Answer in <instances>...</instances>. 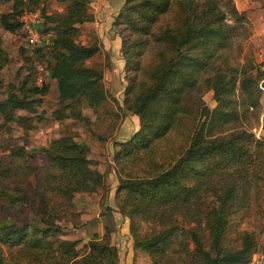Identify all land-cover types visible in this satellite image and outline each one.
<instances>
[{
	"label": "trees",
	"instance_id": "16d2710c",
	"mask_svg": "<svg viewBox=\"0 0 264 264\" xmlns=\"http://www.w3.org/2000/svg\"><path fill=\"white\" fill-rule=\"evenodd\" d=\"M65 1L68 4L63 14L50 15L42 6L44 0H0L11 3V11L0 16V25L8 32L21 29L20 16L38 6H42L44 25H53L45 31H54L51 78L56 82L62 108L52 115L58 121L68 117L83 119L79 104L96 110L108 99L102 68L86 65L100 51V45H83L75 40L78 25L93 20L89 11L91 0ZM230 12L235 22L245 20V14L234 6ZM113 24L122 27L118 31L121 51L132 83L125 108L138 116L140 124L117 152L119 157H125L145 150L171 129L186 92L195 88L198 76L229 47L235 27L226 21L218 0H124ZM149 38L159 44L156 62L147 73L149 83L140 82V91L131 97ZM35 53L43 56L41 48ZM5 62L0 46V70ZM224 70L216 72L212 84L216 107H202L204 120L192 132L189 145L175 162L157 174L119 181L117 193L125 194L116 207L130 218L133 247L146 251L154 261L168 255L179 236L191 242L190 253L197 264H249L257 251L252 231L237 232L235 248L223 246V240L229 228L228 217L235 211L238 183L256 173L264 144L246 130L211 137L207 128L238 118L232 98L237 87L240 104L257 107L264 91V74L249 63L226 66ZM14 91L9 87L7 96L0 101V114L6 121H16L30 129L33 117L16 115L15 111L34 112L40 99L33 96L45 94L47 86H34L21 95ZM38 120H42L41 115ZM43 151L45 166L26 165L23 147L12 148L0 159L2 193L8 198L7 209L11 211L10 217L0 218V248H17L25 258L59 264H118V248L112 244L106 228L103 234L93 233L86 244L87 251L81 254L76 249L78 240L61 238L62 230L56 223V212L71 208L75 194L104 189V173L88 157L89 147L78 142L73 134L64 133L50 140ZM27 208L36 212L43 228L36 223L15 221L14 217ZM135 215L152 220L157 226L140 234L131 222ZM181 221L187 224L185 228ZM184 248L189 247L185 244ZM0 264L18 263L3 256L0 250Z\"/></svg>",
	"mask_w": 264,
	"mask_h": 264
},
{
	"label": "rangeland",
	"instance_id": "374dc122",
	"mask_svg": "<svg viewBox=\"0 0 264 264\" xmlns=\"http://www.w3.org/2000/svg\"><path fill=\"white\" fill-rule=\"evenodd\" d=\"M91 2L89 11L93 20L78 25L79 30L75 40L83 45L94 42L100 45V51L88 59L86 65L102 68L103 84L108 99L96 110L79 104L78 110L83 119L68 117L58 121L52 115L55 110L62 108L57 99L56 82L51 78V40L54 31H45L53 25L47 23L44 25L43 19L37 22L41 45L37 43L33 46L29 44L22 28L11 33L0 25V46L6 57L5 65L0 70V101L7 96L9 87L14 88V92L21 95L34 86L37 88L47 86L45 94H34L33 97L40 99V104L34 112L15 111L16 115L33 117L32 128H23L16 121H6L0 114V159L12 148L23 147L26 151V165L45 166L47 159L43 148L50 140L64 133H70L78 142L86 144L89 147L88 157L96 163L98 170L104 173V189H98L94 193L75 194L71 208L64 212L61 210L56 212L59 216L56 223L61 227L63 234L61 238L78 240L76 249L81 254L87 251L86 244L93 233L98 231L99 234H103L106 228L111 236L112 244L118 248L119 259V250L123 252L127 248H134L129 232L130 218L116 207V202L122 200L125 194L124 191L117 193L119 181L127 177H146L157 174L175 162L189 145L192 132L204 120L201 115L202 107L213 109L217 105L212 90L216 72L225 71L226 66L239 67L245 63L260 69L257 54L264 49V1L218 0L226 14V21L234 24L235 27L234 37L229 47L222 51L219 57H215L213 64L198 76L195 88L186 92L181 111L173 119L171 129L163 137L154 140L145 150L135 151L125 157L124 155L119 157L117 152L122 150L123 143L131 139L140 124L138 116L125 108L124 101L132 83L125 71V61L121 51V38L118 31L122 27L113 24L120 9L113 11L114 13H104L106 15L99 18ZM67 4L65 0H44L42 6L46 14L58 15L65 12ZM231 6L245 14L244 21L238 23L233 20ZM10 11L11 3L0 2V16ZM158 47L159 44L149 38L140 59L141 71L137 74L131 97L140 91V82L141 84L149 83L147 73L156 62L155 53ZM37 48H41L42 57L35 53ZM240 95L237 87L232 98L236 102L238 118L233 122L210 126L207 132L209 136L216 137L227 136L232 131L246 130L253 134V139L264 144V116L262 115L264 100L255 108H247L240 104ZM64 112L67 114L69 110L66 109ZM39 115L42 116V120H38ZM257 164L260 165L256 168V173H253V177L238 183L239 194L234 206L235 211L228 217L229 228L223 240L225 247H237V232L240 230L252 231L257 244L264 233V147L257 159ZM2 186L3 182L0 180V218L11 216V211L7 209L8 198L2 193ZM177 217L181 220L180 215ZM14 219L19 224L36 223L38 227H44L40 217L30 208L22 214H17ZM131 222L140 234L150 232L157 226L156 222L143 219L140 215L132 217ZM181 225L185 228L187 224L181 221ZM185 244L189 248H184ZM192 249L191 242L179 236L168 255L154 261L146 251L136 249L144 255L137 257L138 260H134L135 263L132 262V255H129V262L131 261L130 264H136V261L137 264H197L191 256ZM259 249L263 248L257 245V251ZM0 250L3 256L18 264H59L47 262L41 258H25L17 248L9 249L1 246ZM121 261H124V257L118 260V264H121Z\"/></svg>",
	"mask_w": 264,
	"mask_h": 264
},
{
	"label": "built area",
	"instance_id": "2783aa9c",
	"mask_svg": "<svg viewBox=\"0 0 264 264\" xmlns=\"http://www.w3.org/2000/svg\"><path fill=\"white\" fill-rule=\"evenodd\" d=\"M41 8L42 6H38L32 10L24 11L19 18V21L22 23V30L25 32L26 38L32 46L37 43L41 45L36 27L37 22L42 19ZM257 57L259 68L264 73V49L258 52ZM249 264H264V251L255 252Z\"/></svg>",
	"mask_w": 264,
	"mask_h": 264
},
{
	"label": "crops",
	"instance_id": "0c3cea01",
	"mask_svg": "<svg viewBox=\"0 0 264 264\" xmlns=\"http://www.w3.org/2000/svg\"><path fill=\"white\" fill-rule=\"evenodd\" d=\"M91 1H92L91 5L92 6L94 5V8H96L95 10L96 14L100 16L99 18H101L103 15H106L108 13H112L113 11L114 12L118 11L124 3V0H96V1L91 0ZM263 100H264V93L262 94V98H260V102L262 103ZM262 115L264 116V111L262 112ZM97 233L99 232L97 231ZM257 245L263 248L262 250L259 249L257 252L258 253L262 252L264 250V233L260 236ZM121 255H122V258H121ZM129 255H132V258H133L132 262L135 263L134 260H138V258L144 254L139 253L138 250L134 248H127L123 250V252L119 250V260H122L124 257V261H121V264H123V262L124 264H127L129 262V259H130ZM130 262L128 264H130ZM136 264H137V261H136Z\"/></svg>",
	"mask_w": 264,
	"mask_h": 264
}]
</instances>
